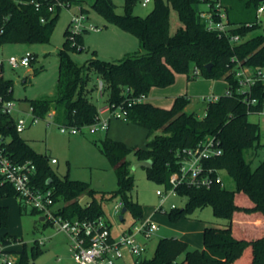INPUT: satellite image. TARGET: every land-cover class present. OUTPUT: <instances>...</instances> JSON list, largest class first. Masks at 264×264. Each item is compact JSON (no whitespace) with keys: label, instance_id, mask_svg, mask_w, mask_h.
<instances>
[{"label":"trees","instance_id":"trees-1","mask_svg":"<svg viewBox=\"0 0 264 264\" xmlns=\"http://www.w3.org/2000/svg\"><path fill=\"white\" fill-rule=\"evenodd\" d=\"M64 1L71 5L75 0ZM92 1L94 11L108 23L136 37L140 49L117 62L94 57L85 65H78L71 53L82 51L77 47L83 48L84 36L89 31L77 35L73 44L70 23L58 54L57 94L53 99L30 100V107L40 119L52 116L53 122L61 128L91 127L101 119V107L93 101L94 93L100 92L98 80H101L100 94L107 97L105 105L125 107L127 121L124 122L147 130L146 148L129 147L108 136L102 140L101 149L117 172L118 189L102 192L100 199L89 183L59 176L52 169L51 157L37 153L17 132L15 117L0 111V135L10 138L7 155L15 162L31 161L36 165L33 184L42 190H52L56 205L63 204L58 211L65 218L94 221L106 217L103 203L119 198L134 218L133 227L143 219L144 211L132 197L135 181L128 157L134 155L137 162L151 160L153 166L146 168L148 177L168 189L172 174L179 171L181 152L195 147L206 137H216L223 155L210 165L220 173L225 171L233 179L235 188L229 189L224 179L209 189L180 186L178 196L187 198V203L184 208H172L167 214L172 221H179L197 208L211 207L215 216L226 219L227 224L206 226L202 249L191 250L186 241L178 238H162L154 256L140 258L137 264H264V227L261 225L264 221V157L255 169L252 167L264 144L260 125L248 119L250 114L264 111V82L258 81L250 92L243 94L235 76L239 66L264 70V34L248 37L260 28L258 8L264 0H222L232 26L230 31L241 38L238 43H231L228 37L208 30L201 12L204 2L211 0H155L153 10L146 17L134 13L142 0H125L122 15L116 12L113 0ZM50 6L48 0H0V50L11 43H50L62 10L58 7L52 14ZM171 9L177 12L182 24L174 34H171ZM80 12L87 14L88 10L81 7ZM32 54L35 60L36 55ZM208 65H211L210 71ZM177 75H186L188 81L224 80L229 93L208 103L202 118L186 111L190 104L187 95L175 98L170 109L147 101L128 106L129 98L148 97L154 88L173 85ZM93 76L97 79L94 84ZM12 86L9 80L0 81V92L9 100H13ZM10 88L12 91L8 92ZM252 99L256 104L248 103ZM0 193L3 197H17L8 183L0 185ZM85 196L92 201L82 206L80 202ZM32 213L39 214L36 210ZM7 224L8 209L1 207L0 228ZM0 242L11 246L19 239L5 235ZM42 252L40 244L36 243L33 256ZM14 253L19 256L17 264H33L26 245Z\"/></svg>","mask_w":264,"mask_h":264},{"label":"rangeland","instance_id":"rangeland-1","mask_svg":"<svg viewBox=\"0 0 264 264\" xmlns=\"http://www.w3.org/2000/svg\"><path fill=\"white\" fill-rule=\"evenodd\" d=\"M92 0H75L69 7L62 8L55 24V29L48 44H25L11 43L6 44L0 50V55L4 58L10 56L24 55L34 53L36 59L30 68L12 69L8 64L5 65L4 78L12 82L13 100L16 102L17 111L15 117H25L30 120L28 115H23L21 111H29L30 100L35 99H53L57 94V82L59 76V51L63 48L66 41L65 31L72 22L74 15L80 14V8L88 10L85 16L87 26H95L98 31H89L84 36L83 49L80 52H72L71 57L78 65H85L90 59L96 57L101 61L117 62L129 54L139 50V41L130 33L125 32L118 26L108 23L105 17L98 14L92 8ZM117 6L116 12L124 14L125 0H113ZM155 0H150L146 7L143 6V0L136 6L134 13L141 17H146L153 10ZM171 34L182 26L177 12L171 9ZM264 34V20L260 23V28L248 35L249 38ZM32 71L33 74L27 73ZM179 76V75H177ZM176 79L175 86L181 90L185 87L186 81L183 79L186 75H180ZM200 79V80H199ZM193 83V107L196 106V115L205 113L206 103L201 100L203 93H214L210 86L202 78ZM97 81L93 76L92 84ZM215 84H217L215 82ZM225 82H220L216 87L215 95H224L227 90ZM162 92L165 88H157ZM224 94H221L223 92ZM156 92V91H155ZM166 92H171L167 89ZM173 94V93H171ZM181 96V95H180ZM179 97V96H177ZM176 97V98H177ZM106 96L95 92L93 101L101 108L105 107ZM167 99V98H165ZM171 99V98H169ZM21 110V111H20ZM192 110V108H190ZM110 114L101 116L103 120L109 119ZM252 123H257L261 127V138L264 144V114L252 113L248 116ZM122 141L129 147L145 149L147 146V130L139 125L125 123L124 121L112 117L109 121L107 132L91 133V127L82 129L79 135H70L62 133L59 124L54 123L48 117L41 119L37 124L28 126L21 137L28 141L32 148L40 154L49 155L56 158L58 163L52 164V169L59 176H69L72 180L87 182L97 192L96 196L100 199L102 192H114L118 189V177L114 166L103 153L102 140L106 137ZM259 157L253 160V169H255L264 157V148L260 149ZM248 158H250L248 156ZM131 173L134 177L135 187L132 191V197L139 202L144 211V217L141 221L151 220L158 225L149 239L141 236L139 241L146 246V252L143 258L151 259L156 251L157 245L162 238H178L187 241L190 249H200L203 247V232L206 226H223L227 220L215 216L211 207L197 208L186 218L179 221H172L168 212L173 205L177 208H184L187 198L181 196H170L163 202V198L157 194L158 191H166L163 183H157L150 179L147 169L137 167V160L134 155H130ZM226 186L229 189L235 188V183L225 171L221 172ZM121 202L119 198L109 200L103 203V209L106 218L112 225L113 234L117 237L119 231L129 230L134 224L133 216L127 212L124 215L125 221H121L119 216L115 215V207ZM60 203L57 207L62 206ZM8 209V224L0 228V241L3 236L16 237L18 243L13 244L14 250L20 251L26 245L29 258L33 264H76L72 258L69 249V238L65 233L58 232L56 228L49 225L46 221H41L40 214H33L32 208L19 204L16 197H3L0 193V208ZM162 208V211H158ZM36 243H39L43 252L34 257L32 249ZM129 258V260H128ZM184 256L181 257V260ZM128 264L134 262L132 256H127ZM119 264H124L122 261Z\"/></svg>","mask_w":264,"mask_h":264},{"label":"built area","instance_id":"built-area-1","mask_svg":"<svg viewBox=\"0 0 264 264\" xmlns=\"http://www.w3.org/2000/svg\"><path fill=\"white\" fill-rule=\"evenodd\" d=\"M20 2V0H13ZM51 2L49 10L52 14L58 7H69L70 4L64 0H48ZM205 1V0H204ZM150 0H143V6L146 7ZM204 8L201 16L204 19L208 30L217 31L221 36L228 37L231 43L241 41L239 35L232 34V26L228 22V16L222 0H211L204 2ZM39 8V4L37 5ZM264 13V3L258 8V15ZM87 17L80 12L74 15L71 27L70 38L73 44H76V36L84 31H98L95 26H87ZM42 21H44L42 19ZM78 50L83 49L80 45ZM34 61L32 53H26L20 56H10L4 58L0 55V81L5 80L4 70L8 64L12 69L30 68ZM196 75L199 71H196ZM239 82V90L243 94L251 91V88L258 82H264V70L251 67L239 66L235 72ZM98 87L101 93L103 82L98 80ZM10 88L8 92H11ZM127 92L129 90H126ZM226 93H229L227 90ZM219 97H207L205 100L210 103L217 101ZM147 96L142 95L137 98H129L128 106L136 103L146 102ZM248 103L256 104V100H248ZM17 105L14 100H9L0 92V111L4 114L14 116L17 111ZM21 111V110H20ZM23 115H28L30 120L25 117H15L17 132L22 133L28 126L37 124L41 119L34 115L33 108L29 111H21ZM110 114L109 119L100 121L91 126V133L107 132L109 121L116 117L122 121H127L126 108L119 105H105L100 108V115ZM264 114V111L261 113ZM52 119V116H49ZM62 133L70 135H79L81 129L62 127ZM10 138L0 135V185L8 183L15 189L20 204L31 207L39 212L49 225L56 228L58 232L65 233L69 238V249L76 264H119L124 258V251L127 250L134 258L140 259L146 252V246L138 239L139 236L149 239L152 234L158 230V225L151 220L141 221L130 227L129 230L121 231L116 237L112 231V225L106 217H101L94 221L89 220H70L61 215L55 203L52 190H42L33 184V178L37 174V167L31 161L18 163L7 155V145ZM223 155L221 143L216 137H206L195 147L186 148L181 152L179 171L172 174L170 178V187L166 191H158L157 194L163 198V202L170 196H178L177 189L180 186H189L197 189H209L216 182H222L221 173L218 169L212 167V163ZM51 163H58L56 158H51ZM173 208H176L173 205ZM123 203L120 202L115 207V215L121 217ZM160 208L158 211H162ZM12 246V245H11ZM11 246H3L0 242V264H17L19 256L10 249Z\"/></svg>","mask_w":264,"mask_h":264},{"label":"crops","instance_id":"crops-1","mask_svg":"<svg viewBox=\"0 0 264 264\" xmlns=\"http://www.w3.org/2000/svg\"><path fill=\"white\" fill-rule=\"evenodd\" d=\"M259 20H260V23L264 20V13L261 14V15H259ZM139 49H140V43H139ZM27 74L28 75L29 74H33V72L32 71H28ZM179 77H181V76L180 75L177 76L176 79H178ZM183 79H185L186 85H185V87L182 90L180 88H177V86H175V83L173 85L165 88L162 92H160L161 91L160 89L154 88V89H152L150 95L148 96L147 102L152 103L153 105L158 106V107H161V108L170 109L172 107V105L174 103V100H175V98L177 96L187 95L190 98V104L187 106L186 111L189 112V113H195L196 114L197 113L196 106L193 107V104H192L193 94H195L193 92L194 90L192 89V85H193V83L197 82L198 80L188 81V79L185 76L183 77ZM203 80H205V83H207L208 86H210L211 88H213L212 91L214 93H212L211 95L210 94H206V93H203L202 94L201 100L204 103H206V108H205V113L203 115H201V116L198 115L201 118L205 116L206 109H207V105H208V102L205 100V98L212 97V96H216V97H220L221 96V95H219V96L215 95L216 93L214 91L215 90L214 88L216 87V85H218V83H220V82H225L226 88L224 89V91L225 90H228V83L226 81H224V80H221V81H216V80H212V79H203ZM215 82L217 84H215ZM167 89H170L171 92H166ZM221 92H223V91H221ZM171 93H173V94H171ZM221 94H224V92L221 93ZM165 98H167V99H165ZM169 98H171V99H169ZM190 108H192V110H190ZM16 199L19 202V200H18L17 197H16ZM19 204H20V202H19ZM41 218H43V217L41 216ZM261 225L264 227V221H261ZM121 231L122 230L119 231V234H120ZM202 248H200V249H202ZM10 249L13 250V251H17V250H14L13 245L10 247ZM129 255L132 256L127 250H125L124 251V258L121 260L124 264H128V262H127V256H129ZM141 259H144L143 256L141 257ZM128 260H129V258H128ZM121 261H119V263ZM131 264H137V259L134 258V262L131 263Z\"/></svg>","mask_w":264,"mask_h":264},{"label":"water","instance_id":"water-1","mask_svg":"<svg viewBox=\"0 0 264 264\" xmlns=\"http://www.w3.org/2000/svg\"><path fill=\"white\" fill-rule=\"evenodd\" d=\"M208 71H210L211 69V65L207 66ZM28 76V74L26 75ZM153 166V162L151 160H146V161H141V162H137L135 165V168L137 167H144L147 169H150ZM92 201V199L89 196H85L84 198H82L81 200V205L82 206H86L88 205L90 202ZM127 213V208L123 207L122 209V215L120 217V220L123 221L124 220V215ZM41 221H44V218H41Z\"/></svg>","mask_w":264,"mask_h":264}]
</instances>
